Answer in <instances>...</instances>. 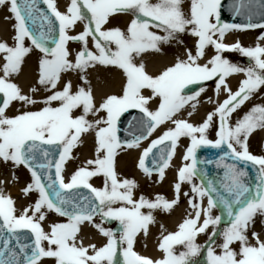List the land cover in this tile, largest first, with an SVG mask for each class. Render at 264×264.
Returning <instances> with one entry per match:
<instances>
[{
  "label": "snow or ice",
  "instance_id": "6c2138e0",
  "mask_svg": "<svg viewBox=\"0 0 264 264\" xmlns=\"http://www.w3.org/2000/svg\"><path fill=\"white\" fill-rule=\"evenodd\" d=\"M251 2L249 0L246 5L237 0L236 13ZM44 3L58 24V38L52 47L46 46L45 41L52 39L51 34L57 29L48 16L41 13L47 31L37 34L28 27L25 13L28 19L33 18L34 10L38 11L35 0H23L22 3L0 0V7L11 14L5 19L14 20L13 45L0 42V160L11 162L15 167L24 166L31 174V182L21 191L25 196L38 193L34 203L17 214L14 200L0 190V237L7 234L2 240L3 249H0V256L6 254V258L0 259V264H41L44 258L51 259L54 264H120L118 257H122V264H195L194 258L201 255L202 249H206V264H264V240L253 231L251 236L255 244L249 243V229L255 218L264 217V157L251 154L247 144L251 133L264 128V106H253L235 125L229 122L231 114L264 86V47L257 44L245 48L239 41L231 45L223 43L225 34L231 30L264 29V23H252L251 17L246 24L221 23V0H190L187 12L182 7L184 0H70L64 13L57 9L54 0H44ZM260 7L264 9V3ZM124 12L133 16L126 31L103 27L110 16ZM78 21L83 22V31L69 35L68 30ZM153 29L164 34L159 35ZM184 33L195 38L194 52L186 50L184 58L177 57L175 63L160 74L149 75L142 62H134L141 53L159 52L161 44L172 40L182 43L178 35ZM89 37L95 51L88 46ZM26 38L43 54L39 59L37 84L48 95L41 100L22 94L19 86L9 79L19 72L23 58L32 50L25 46ZM259 39H264V35ZM69 41L81 45L74 58H70ZM209 47L215 54L200 63ZM226 51H239L250 58V65L240 67L230 63L222 55ZM97 64L112 65L123 71L126 80L122 95H108L97 107L91 87L77 86L73 90L72 82L68 80L58 88L61 75L70 72L78 73L79 80L87 85V70ZM237 73H243L245 78L233 92L226 81L227 77ZM213 80L216 93L223 89L227 98L218 103L202 123L193 125L174 118L186 105L194 111L198 97L205 91L199 87L198 91L185 95L183 91L187 86ZM145 89L151 91L150 96L142 94ZM29 91L35 93L38 89L33 87ZM155 98H158V107L149 110L147 105ZM13 102H20L26 109L36 104L42 107L9 117L6 110ZM76 109H81V114L74 116ZM129 109H138L142 113V131L141 135L122 144L117 136V122ZM98 113L104 115L98 116ZM90 115L96 118L90 121ZM214 117H218L219 126L213 141L207 138V130ZM166 121H171L174 126L151 141L141 153L138 167L149 177L155 170L162 180L178 140L189 138L190 143L182 157L185 163L176 173L174 198L167 200L157 194L153 200L142 195L133 199V190L137 187L135 181L118 179L114 169L117 149L138 147L142 139H147ZM89 131L95 133L96 158L87 160L65 183L64 165L81 135ZM159 145L165 147L160 148L158 158L153 159L154 168H149L145 158ZM202 146L222 152L215 163L224 170L222 187L226 196L216 191L211 180L206 186L193 182L198 174L196 152ZM249 163L258 168L255 189H251L244 179L247 176L244 167ZM99 175L104 177V186L95 188L89 180ZM184 183L191 185V195L185 192L184 196L192 212L179 223L176 231L160 238L158 250L163 253L162 258L153 260L139 255L133 247L137 235L148 234L149 225L155 223V210L168 212L179 203ZM78 188L88 190L90 195L81 196L79 202H74V198L63 194ZM205 198L207 204L203 206L201 202ZM217 201L229 218L223 228L219 227L221 216L212 215ZM142 209H147V213ZM47 212L66 217L67 222L52 223L45 231L41 222L45 221ZM96 216L100 217L99 224L93 221ZM105 220L119 222L118 235L102 227ZM85 221L92 223L107 238L103 246L77 244L79 225ZM22 230L30 233V243H21V234L26 236ZM200 234L207 235L204 245L197 243ZM217 238L221 241L219 244ZM13 241L15 249L10 246Z\"/></svg>",
  "mask_w": 264,
  "mask_h": 264
},
{
  "label": "bare ground",
  "instance_id": "6f19581e",
  "mask_svg": "<svg viewBox=\"0 0 264 264\" xmlns=\"http://www.w3.org/2000/svg\"><path fill=\"white\" fill-rule=\"evenodd\" d=\"M153 2H156V0H153ZM189 3L190 0H184L182 7H184L183 9L185 12L189 10ZM57 6L63 13L66 12L67 7L65 4L59 3ZM8 16H10V13H8L7 9L0 7V42H6L9 46H11L14 43L12 39L14 36V30L12 27L14 20L5 19V17ZM132 18L133 17L130 16L128 12L116 13L115 15L109 17L108 23L103 27L120 28L122 31H126L127 26ZM155 31H157V34L159 35L164 34L158 30ZM182 36H185V38H182ZM225 37L226 40L229 41L237 39L240 40L242 47H248L255 44H259L260 46L264 47V39H259L255 31L240 30L237 32H227ZM178 40L182 41V43H178L177 40H172L169 43L161 44L159 52L151 50L146 51L135 57L134 62L137 64L142 62L145 66V71L149 75L156 76L167 67L172 66L175 63L177 57H181V54L184 58L186 55V50H192L194 52V37L190 36L189 34L188 36L185 34H179ZM90 43H92L91 40L89 41V44ZM68 45V49L72 53L70 58H74L75 53L79 51V47L81 46L80 44L75 45L76 48L74 47L75 49H73L71 42H69ZM25 46L30 47V45H28L26 42ZM174 47L179 50L177 55H174ZM182 50L183 53H181ZM93 51H95V49ZM213 52L215 53L214 49L209 48L206 52V55L200 60V63H204L210 59L211 56L214 55ZM40 58L41 55L35 52V50L32 48V50L23 58L19 72L13 74L9 78L10 82L19 86L22 94L32 96V98L36 100H41L46 95H48V93H46L43 88L37 84ZM0 63H2V61H0ZM0 75H2V73H0ZM242 77H244L243 73H237L234 76L227 77L226 82L232 91H234L236 88L235 84L237 80ZM86 78L89 82L87 85H85L83 81L79 80L78 73H63L61 75V81L58 84V88L62 87L63 83L68 80L72 82L73 90H75L77 86L86 88L91 87L95 105L98 107L102 100L108 95H122V88L126 80L123 72L120 70L109 66H100L99 64L87 70ZM33 87H36L38 91L35 93L30 92L29 90ZM203 88L205 91L198 97L199 102L197 103L195 110L193 111L189 105H186L185 108L182 109L174 118L184 119L193 125H199L206 118L207 114L215 109L218 103L227 98V94L223 91V89L220 90L219 94L216 93L215 85H208L204 86ZM261 91V87L256 90L252 94V98L248 100V103L246 102L247 104L245 103L243 107L235 113V115L230 117V121L233 122L240 119L241 115L243 116V114L247 113L253 106H264V93L261 95ZM142 94L150 96L151 91L145 89L142 90ZM158 103V98L152 99L149 101L147 107L149 110L154 111L158 107ZM53 106H56L55 103ZM41 107V104H36L29 105L26 109L20 102H13L12 105L7 109L6 114L8 116L16 115L28 109L33 111L39 110ZM189 112H192L191 116L188 115ZM79 114H81V109L74 110V116ZM102 115H104V113H98V116ZM95 118L96 117H92L91 115L88 117L90 121L94 120ZM216 119L217 117H214L211 126L207 130V134H214V123ZM173 126L174 125L171 124V121H166L164 124L158 126L151 136H148L147 139L142 140L138 147L133 149L126 147L117 149V154L114 157V169L118 179H131L135 181L137 187L133 190V199H139V197L142 195L149 200H153L157 194L164 196L167 200H172L174 198L173 185L176 182V173L178 168L184 164L182 157L189 139L187 140L186 138H180L175 150V154L170 161V166L165 169L164 178L162 180L159 179L157 173H152L151 177L146 175L138 167L137 161L140 152L150 141L158 138L164 131ZM263 132L264 128H261L260 132L257 133V136L252 137L255 138L253 141H250L252 142L253 147L256 145V143L259 144ZM94 150L95 133L93 131L83 133L79 138L77 146L72 149L71 158L66 161L63 171L65 172L67 167L66 172L68 175H71L77 170L75 168L84 166L86 161L89 159H95L96 157ZM90 180L99 188L104 186V177L102 175L92 177ZM0 181H2V183H0V190H2L5 195L10 196L14 200L17 214H19V212L24 207L33 204L38 198L37 192H31L25 196L21 191L28 183L31 182V175L29 171L22 165L15 167L11 162L5 163L0 160ZM193 182L195 184H200L198 178L196 177H194ZM185 192H188L191 195V185L186 183L181 185L179 203L174 206L172 210L168 212L155 210L153 212L155 223L149 225L147 235H144L143 233L137 235L133 246L135 250L151 259H156L162 255V252L158 250V244L160 238H162V235H166L168 232L176 231L179 223L183 221L188 213L192 212V209L187 203V198L184 196ZM201 203L203 206H206L207 204L205 199ZM116 206L119 205H114V207ZM142 211L147 213L148 210L142 209ZM213 213H215L214 210H212V214ZM47 215L48 218L41 222L45 231L49 230V225L52 223H64V219L54 216L50 214V212H47ZM202 218L203 217H201V219ZM93 221L96 224L100 223V221L97 219H93ZM262 221H264V218L257 216L251 228L256 231L261 240H264V223H262ZM161 225L163 228H161ZM102 227L108 229L107 226L102 225ZM210 230L211 228H209L207 231ZM106 242L107 238L101 235L92 223L85 222L79 225V231L77 233L78 245L82 244L85 247H88L89 245H95L98 247L102 246ZM249 243L255 244V240L251 236H249ZM233 247L235 248L236 245ZM216 251L219 253L220 249L217 247ZM41 264H51V259L44 258L42 259Z\"/></svg>",
  "mask_w": 264,
  "mask_h": 264
},
{
  "label": "rangeland",
  "instance_id": "374dc122",
  "mask_svg": "<svg viewBox=\"0 0 264 264\" xmlns=\"http://www.w3.org/2000/svg\"><path fill=\"white\" fill-rule=\"evenodd\" d=\"M69 2H70V0H54V3H55V5H56V7L57 8H59L57 5H59V3H63V4H65L66 5V7L69 5ZM184 8V7H183ZM186 8V7H185ZM60 9V8H59ZM86 11V10H85ZM128 14H130V16H132V14L130 13V12H128ZM11 15V14H10ZM115 15V14H114ZM83 27H84V24H83V22H77L71 29H69L68 31V34L69 35H76V34H78V33H80V32H82L83 31ZM105 29H108L107 27L105 28ZM155 31V30H154ZM186 36H188V34L187 33H184ZM183 34V35H184ZM182 35V34H181ZM182 38H185V36L183 37L182 36ZM88 40L90 41L91 40V38L89 37L88 38ZM25 42L28 44V45H30V47L31 48H34V50H35V52H38L41 56L43 55L42 53H40L37 49H35V47L34 46H32L31 45V42L29 41V40H27V38L25 39ZM69 42H71V45H72V48L73 49H75L76 47H75V45H78L79 43H77V42H73V41H69ZM69 42H68V44H69ZM69 46V45H68ZM81 46V45H80ZM88 46H89V48H90V50H94V48L92 47V43H88ZM191 46V45H190ZM75 47V48H74ZM78 47V46H77ZM251 47V46H250ZM209 48H211V47H209ZM209 48H207L206 49V52H207V50L209 49ZM73 49H71V50H73ZM79 49H80V47H79ZM175 50V51H174ZM173 52H174V55L176 54L177 55V52H179V50L178 49H176L175 47L173 48ZM181 53H183V50H182V52ZM180 53V54H181ZM228 52H224V53H222V55H223V57L224 58H228V54H227ZM238 52H236V51H233L232 52V54H234V56H235V54H237ZM213 54H215L214 52H213ZM183 55L181 54V57L180 58H183L182 57ZM249 60H250V58H249ZM251 63V62H250ZM250 63H248L249 65H250ZM237 65V64H236ZM248 65V66H249ZM101 66V65H100ZM109 67H113V68H116V69H118V70H120L121 72H123L121 69H119L118 67H115V66H112V65H109ZM210 86V85H215V82H214V80L213 81H211V82H209V83H207L205 86ZM28 110H30V109H28ZM12 115H10L9 117H11ZM14 116V115H13ZM219 120H218V117H217V119H216V121H215V123H214V134H207V138L208 139H213V138H216V131L218 130V126H219ZM234 123H235V121H234ZM257 130H255L253 133H252V135L255 137L256 135H257ZM181 138H186L187 140L189 139V138H187V137H181ZM255 138H252V139H248V141H247V144H248V149L249 150H251V151H254L255 153H258V151H259V148H258V143H256V145L253 147V145H252V142H250L251 140L253 141ZM180 140V139H179ZM179 140H178V142H179ZM190 140V139H189ZM190 143V141H188L187 142V146H188V144ZM135 148V147H134ZM132 149V148H131ZM99 188V187H98ZM213 210L215 211V213H213L212 215L213 216H216V215H218V211H217V209L214 207L213 208ZM50 214H52V215H54V216H57V217H60V216H58L56 213H54V212H50ZM260 217V216H259ZM46 218H48V215H46ZM60 218H62V217H60ZM262 218H264V217H262ZM62 219H64L63 221H64V223H66L67 222V219L66 218H62ZM96 219L97 220H99L100 221V217L99 216H97L96 217ZM102 225H104V226H107V228H108V230H111V226L110 225H108L107 223H103ZM224 226H226V224H220L219 225V227L220 228H223ZM252 231H255V230H253L252 228L251 229H249V236H251L250 234H251V232ZM209 233L211 232V230L210 231H208ZM256 232V231H255ZM118 235V234H117ZM206 241H207V235L206 234H200V235H198L197 236V243L198 244H201V245H204L205 243H206ZM221 241H220V239L219 238H217V241H216V243L217 244H219ZM100 247V246H99ZM179 250H182V249H179ZM120 260L122 259V257H118ZM49 259V258H48ZM194 260H195V264H206V249H202V252H201V255L200 256H198V257H196V258H194ZM51 264H54V262L51 260Z\"/></svg>",
  "mask_w": 264,
  "mask_h": 264
},
{
  "label": "water",
  "instance_id": "95a60500",
  "mask_svg": "<svg viewBox=\"0 0 264 264\" xmlns=\"http://www.w3.org/2000/svg\"><path fill=\"white\" fill-rule=\"evenodd\" d=\"M196 88V86H192V87H190V89L189 90H193V89H195ZM205 180H206V178L204 177L203 178V181L205 182ZM206 182H207V180H206ZM217 206L219 207V209H220V216H221V222H227L228 221V216H227V214H226V211L224 210V208H223V205H221V204H219V202L217 201ZM235 207V206H234ZM4 237H7V234H5V236ZM0 249H3V248H0ZM1 257L2 256H0V259H1Z\"/></svg>",
  "mask_w": 264,
  "mask_h": 264
}]
</instances>
